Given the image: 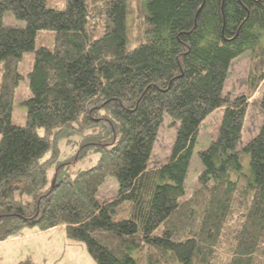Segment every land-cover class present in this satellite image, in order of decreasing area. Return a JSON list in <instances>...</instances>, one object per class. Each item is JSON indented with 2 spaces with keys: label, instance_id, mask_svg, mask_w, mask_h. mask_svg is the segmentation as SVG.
I'll list each match as a JSON object with an SVG mask.
<instances>
[{
  "label": "trees",
  "instance_id": "obj_1",
  "mask_svg": "<svg viewBox=\"0 0 264 264\" xmlns=\"http://www.w3.org/2000/svg\"><path fill=\"white\" fill-rule=\"evenodd\" d=\"M45 2L0 0V241L60 227L95 264H264V0H146V13L129 0ZM5 12L24 27L5 26ZM39 31L51 32V47L35 46ZM26 52L30 96L18 126ZM247 52L246 92L232 96L230 64ZM256 93L261 125L238 150ZM215 112L186 196L198 131ZM165 116L177 127L170 154L148 169ZM72 138L78 152L60 158ZM91 153L93 166L73 168ZM108 178L116 195L102 203Z\"/></svg>",
  "mask_w": 264,
  "mask_h": 264
},
{
  "label": "rangeland",
  "instance_id": "obj_2",
  "mask_svg": "<svg viewBox=\"0 0 264 264\" xmlns=\"http://www.w3.org/2000/svg\"><path fill=\"white\" fill-rule=\"evenodd\" d=\"M146 0H129V3L139 12L145 11ZM47 8L55 10H63L64 0H46ZM2 21L7 27H24L25 23L15 19L10 12L3 14ZM40 43L51 47V32L39 31L36 37L35 46ZM33 63V53L26 52L22 55L17 70L24 77L19 81L14 92L13 112L11 122L18 126L25 125L26 107L22 102L30 96L28 90L26 75L31 70ZM250 66V53L234 59L229 67L226 78L224 91L232 96L241 95L247 89V75ZM258 93L247 101V110L244 119V125L241 132V141L238 150H241L243 144L250 138L254 137L261 125V117L259 114ZM221 113L215 112L210 115L202 124L198 131L197 141L194 145L187 179L185 180V194L189 196L197 187V176L202 170L201 163L198 159L197 152L204 149L210 143L214 135V131L219 123ZM176 125L172 124V119L168 116L164 117L163 123L158 129L155 144L153 146L152 155L149 161L148 169H154L167 162L170 147L176 134ZM75 138L70 142H61L59 144L60 158H69L78 152V144ZM98 158L97 153H91L84 156L83 159H72L73 168L86 169L93 166ZM240 163L242 172L247 173L248 155L240 153ZM117 190V182L114 178H108L100 187L98 199L104 203L114 198ZM30 261L32 264H95L93 259L87 253L83 244L68 240L65 237L62 228H54L51 230H39L36 227H24L17 234L0 241V264H19Z\"/></svg>",
  "mask_w": 264,
  "mask_h": 264
}]
</instances>
